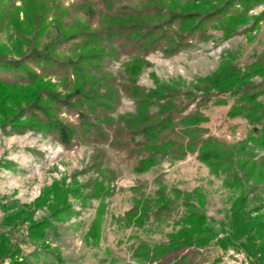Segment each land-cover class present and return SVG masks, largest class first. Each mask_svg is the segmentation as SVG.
<instances>
[{
    "label": "trees",
    "instance_id": "16d2710c",
    "mask_svg": "<svg viewBox=\"0 0 264 264\" xmlns=\"http://www.w3.org/2000/svg\"><path fill=\"white\" fill-rule=\"evenodd\" d=\"M16 1L19 3L16 4ZM0 0V28L3 20L12 28L8 43L0 41V128L22 134L35 131L50 135L65 149L93 143L108 144L137 157L134 172L148 171L171 155L181 159L195 154L210 171L236 169L224 186L239 189L232 200L222 236L210 226L204 210L205 196L198 190L185 193L187 211L179 227L166 242L144 241L132 247L131 256L141 263H153L163 256L188 247H204L214 241L221 249L235 247L250 258L249 264H264V210L247 207L243 180L264 179V57L237 66L234 57L222 56L217 68L186 84L184 80L138 83L142 70L151 65L147 56L159 51L171 57L192 46L193 40H207L208 30L219 24L222 38L247 33V40L264 21V0H137L140 10L123 6L135 0ZM49 28L55 35L45 40ZM121 55H129L124 66L126 82H118L106 69ZM54 77L56 81H52ZM259 78V80L256 79ZM122 94L131 98L135 114L115 119L112 113ZM229 100L231 103L229 104ZM229 105L228 118L242 117L257 125V133L228 142L209 133L210 106ZM104 152L93 156L89 167L103 172ZM106 170V169H105ZM84 174L85 171H80ZM86 195L98 204L84 234L86 242L98 245L106 212V198L113 188L102 178L81 183L76 175L53 179L40 194L17 211L6 214L5 227L26 224V236L35 244L46 243L52 222H62L78 213L73 200ZM175 193L180 190L174 189ZM159 196L136 199L124 219L140 227L150 216L166 210L168 199ZM46 212L35 218L37 210ZM0 264H23L22 249L7 232L0 233Z\"/></svg>",
    "mask_w": 264,
    "mask_h": 264
},
{
    "label": "rangeland",
    "instance_id": "374dc122",
    "mask_svg": "<svg viewBox=\"0 0 264 264\" xmlns=\"http://www.w3.org/2000/svg\"><path fill=\"white\" fill-rule=\"evenodd\" d=\"M69 1L64 2L67 4ZM123 6L140 10L137 0L126 2ZM263 8L259 6L250 12L256 14ZM208 33L210 37L207 40H193L191 47L171 57H163L159 51L150 53L147 59L151 65L142 70L138 83L146 88L154 87L155 81L149 75L154 73L160 82L182 79L189 84L214 71L222 56H233L237 66H243L258 56L264 57V21L252 33L250 41L247 40V33L223 39L219 24L211 26ZM11 34L12 28L5 19L0 28V41L8 43V36ZM54 35V28H49L45 40L52 39ZM129 59V55H121L118 60L106 66L118 82H126L123 64ZM256 79L259 80L258 77ZM51 80L56 81L54 77ZM261 96L259 99L262 102L264 93ZM228 106H210L205 111L210 117L207 124L210 134L233 142L245 137L247 131L257 129L254 127L252 130L242 117L244 120L229 121L234 118L226 116ZM135 112L133 100L122 94L112 116L118 119ZM1 147L7 150L0 153V206L4 205L0 210L3 211V217L20 209L22 204L31 202L53 179L65 177L70 182L72 176L76 175L81 183H86L98 177L113 188V194L106 198L100 242L96 246L84 239L98 204L97 200L86 197L91 186L83 189L85 206H80L81 197L73 200L77 214L62 222H52L46 231L48 246L30 242L26 236V224L4 228L0 221V233L7 232L11 241L20 245L23 264H239V257L241 264H249L250 258L240 249H221L214 241L204 247L182 248L153 263H141L131 256L132 247L141 241L150 245L167 241L168 235L179 227V219L188 209L183 202L187 200L188 203H195L194 198L187 199L185 195L194 190L205 196L204 210L210 226L218 236H222L221 226L227 225L229 207L240 193L239 189L224 186L223 180L231 178L236 166L232 169L225 166L215 174L198 161L195 154H187L181 159L168 155L152 166L148 170L150 172L137 173L133 171L137 157L127 158L124 151L115 150L108 144L84 143L65 149L52 140L50 135L35 131L18 134L10 131L9 127L5 131L0 128ZM99 151L104 152L101 166L103 172L89 167L93 156ZM25 156L28 166L14 173L18 180L11 178L12 174L9 172L5 174L1 161H19ZM82 170L85 171L84 174L80 173ZM241 177L247 207L252 209L253 214L256 213L255 208L263 211L264 179L255 182L252 178L246 181L244 176ZM161 187L165 197L173 199L166 210L157 216L150 215L140 227L131 225L124 219L125 212L133 206L136 199L155 200L159 196L157 190ZM174 189L180 190V193H175ZM45 213L44 209L37 210L35 218H40Z\"/></svg>",
    "mask_w": 264,
    "mask_h": 264
},
{
    "label": "crops",
    "instance_id": "0c3cea01",
    "mask_svg": "<svg viewBox=\"0 0 264 264\" xmlns=\"http://www.w3.org/2000/svg\"><path fill=\"white\" fill-rule=\"evenodd\" d=\"M245 40H246V38H245ZM257 48H259V47H257ZM141 75V74H140ZM261 97H263V96H261ZM261 100H262V102H263V104H264V99L263 98H261ZM208 110V109H207ZM227 111V110H226ZM226 113V112H225ZM210 118V117H209ZM238 120H244V119H242L241 117H236V118H234V119H230L229 121H231V122H237ZM208 124V122L207 123H204V126H207V127H209V125H207ZM245 124L247 125V126H249L251 129L252 128H254V127H256L257 129L256 130H254V129H252V130H254L253 132H254V134H256L257 133V130H258V126L257 125H249L248 123H247V121L245 120ZM1 151L2 152H5V151H7L6 149H5V147H1L0 148V153H1ZM9 151V150H8ZM7 153V152H6ZM7 158V157H6ZM26 159H27V157L25 156V157H23L22 159H20L19 161L18 160H5V161H1L2 162V164H1V166H3L4 168H3V171L5 172V174L6 173H10V174H12V176H11V178H15V180H18L17 178H16V176L14 175V173H18L17 171H19V169H22V168H26L27 166H28V164H27V161H26ZM148 172H150V171H146L145 173H148ZM3 198V197H2ZM1 199V198H0ZM1 202H2V200H1ZM23 206V204L19 207V208H21ZM1 207H4V205H2V206H0V208ZM3 209V208H2ZM1 213H3V211L2 210H0V221H1V218L3 217V215L1 214Z\"/></svg>",
    "mask_w": 264,
    "mask_h": 264
},
{
    "label": "built area",
    "instance_id": "2783aa9c",
    "mask_svg": "<svg viewBox=\"0 0 264 264\" xmlns=\"http://www.w3.org/2000/svg\"><path fill=\"white\" fill-rule=\"evenodd\" d=\"M238 260H239V264H241V258L240 257L238 258Z\"/></svg>",
    "mask_w": 264,
    "mask_h": 264
}]
</instances>
